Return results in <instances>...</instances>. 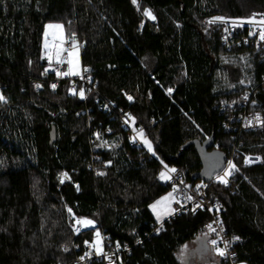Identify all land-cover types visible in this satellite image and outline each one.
Wrapping results in <instances>:
<instances>
[{
    "label": "trees",
    "instance_id": "trees-1",
    "mask_svg": "<svg viewBox=\"0 0 264 264\" xmlns=\"http://www.w3.org/2000/svg\"><path fill=\"white\" fill-rule=\"evenodd\" d=\"M256 10H264V0H0V264L72 261L94 233L73 235L67 210L94 221L123 264H179L175 253L206 232L209 215L179 214L148 236L157 223L148 208L170 192L159 180L162 165L179 169L190 186L201 182L196 146L205 142L225 162L234 146L238 151L232 184L209 183L205 191L220 203L228 234L239 238L233 264H264V129L235 140L221 127L227 112L215 108L243 92V83L257 84L264 62L251 47L224 50L219 30L205 23L214 14L241 18ZM48 23L78 42L97 99L115 102L134 127L143 125L154 156L98 107L95 93L72 97L71 79L47 69L41 48ZM257 101L264 115V92ZM246 154L260 162L244 166ZM206 261L229 264L212 255Z\"/></svg>",
    "mask_w": 264,
    "mask_h": 264
},
{
    "label": "built area",
    "instance_id": "built-area-1",
    "mask_svg": "<svg viewBox=\"0 0 264 264\" xmlns=\"http://www.w3.org/2000/svg\"><path fill=\"white\" fill-rule=\"evenodd\" d=\"M210 21L212 22L209 23ZM261 21H264V10L251 11L247 16L241 18H231L220 14H214L208 17L205 23L207 26L215 27L219 30L220 45L224 50L232 51L241 47H251L253 48V51L258 53L261 61L264 62V39H261V31L264 30V23ZM64 45L67 51L72 50V41L68 40ZM56 70L57 69H55V71ZM56 81L57 80H51L49 83L50 87H52L53 84L56 85ZM37 84L41 86L38 81L32 82V87L35 91H39L40 89V87H36ZM242 85L245 87L243 92L237 95L221 98L215 102V108L219 113L227 112L226 121L222 123L221 127L225 132H231L235 140L241 133L262 131L264 129V115H262L257 109V95L260 92H264V73L257 84L250 85L248 83H243ZM68 90L72 97H77L82 100H85L90 92L95 93V100L96 103H98V107L108 114H114L120 121L122 127L129 131L131 142L141 147L137 135L143 130V127L141 125L134 127L133 121L132 119H129L130 116L128 113L115 102L97 99L98 93L96 92L95 85L92 83L87 71H83L82 76L79 78L71 79ZM73 90L75 91V94H73ZM81 91L83 92V98H81L80 95ZM171 92H169V90L167 91L168 94H171ZM129 98H131V96H126V100L131 103L132 98ZM257 117H259V119H257ZM95 135L96 131H93L91 136ZM108 148L109 145L105 144V149ZM236 153H238V151L236 146H234L230 157L225 162L224 168L218 174L213 176L210 183H218L224 187H229L232 184L233 178L236 174V167L230 169L229 161L235 166L234 156ZM92 169L97 176L99 171L95 168ZM172 169H175L176 171L166 172L169 177L167 184L170 188V193L173 194L169 201L170 214H168L162 221L157 222L151 232L148 233V236L157 234L165 221L170 220L179 214L187 212L196 214L203 211L209 215V220L203 224V228L211 239L216 240L217 242L215 246L211 243V246L213 248L224 250L225 255H218L219 260L233 264L235 256L233 246L237 239L228 234L222 224V207L220 203L217 201L211 202L207 199L205 191L209 183L201 181L190 186L183 181L179 169ZM226 171L231 172V174L226 177L227 184L220 182V178L225 176ZM189 197H191V199H188ZM209 225H211L213 231L209 230ZM101 241V250L98 253L94 252V246L92 243H86L83 245V251L75 255L72 261L61 264H88L92 260L100 261L103 264H123L120 260L121 250L118 247H110V244L104 238H102ZM72 248L75 250L77 249L75 246ZM125 252L129 253V249L126 248Z\"/></svg>",
    "mask_w": 264,
    "mask_h": 264
},
{
    "label": "rangeland",
    "instance_id": "rangeland-1",
    "mask_svg": "<svg viewBox=\"0 0 264 264\" xmlns=\"http://www.w3.org/2000/svg\"><path fill=\"white\" fill-rule=\"evenodd\" d=\"M145 10H148V9H144L142 11L144 19L145 20H148V21H150L152 23H155V18H149L148 16H145L144 15V11ZM148 11H150V10H148ZM152 17H154L153 14H152ZM49 25H54V26L55 25H60L61 28H55V27L49 28L48 27ZM46 33H47V35H46ZM62 41H63V43H62ZM66 42H68V39L65 36V32H64V29H63V27H62L61 24H59V23H48V24H46V26L44 28V33H43V39H42V48H41L42 57L48 63L47 69L50 70V71H54L55 72V75L58 78L76 79V78H79L80 76H82V74H83V69L81 68V64H80V49H79L78 42L75 41V43L77 45V48L75 49V52H76L75 62H76V69L79 72L78 75H75V76H63V77L58 76L57 75V70H59L60 72L67 71L68 70V64L66 62L65 63H62V64H57L55 62V59H53L52 62H51V65H50L49 60L47 58L49 51L55 52V50H56V48L58 46H62L65 49V45L64 44ZM72 43H73V41H72ZM46 44H47V48L45 47ZM70 51H73V49L70 50ZM62 56L66 60L68 58V51L67 50L64 51L62 53ZM244 67L246 68L247 66H244ZM55 69H57V70L55 71ZM245 75L247 76V73L244 74V76ZM240 83H242V82H240ZM141 126L143 127V130H142V132H143L144 131V126L143 125H141ZM137 137L139 139V142H140L141 147L149 155L154 156V154H153L154 153V150H153V144H152V142L149 139H147L144 135H143V137H141L140 133L137 135ZM144 139H147L151 143V145H152V151H149L148 147L143 142ZM244 157L242 159V164L244 166H251V165H254V164L260 162V156L259 155H256V154H246ZM246 160L248 161V163H246ZM167 168H171V167H168L167 166ZM162 171L167 172V169L165 168V165H162L161 172ZM61 179H62V174L59 176V181L60 182H61ZM65 180L66 179H64V181ZM159 180L162 183H167V181H168V179L167 180L160 179V174H159ZM170 194H171V197H170V199H171L172 196H173V194L169 192V193L163 195L162 197H160L159 199H157L156 201H154L149 206V208H148L151 211V213L153 214V216L157 219V215H156V213L153 212L151 206L153 204H156L157 201H163V203H161L157 207V211L160 213V220L159 221H162L168 215V212L170 210L169 209V201H170V199L169 200H163V198L169 197ZM161 209H164V211L161 210ZM67 216H68L67 217L68 218L67 219L68 220V224H69V227H70L73 235L76 236L80 232L86 231V230L93 231L94 238H93V240L91 242H87V243H92L93 246H94L93 247L94 248V252L95 253H98L101 250V245H102V241L101 240H102V238L105 239V237L103 236L102 232H100L99 230H97L96 223L94 221L90 220V221H92L94 223V226L93 227H85L84 224L77 223V221H89V220L88 219H78L72 213L71 210H67ZM159 221L157 220V222H159ZM97 233H99V236H97ZM211 241H212L211 237L207 234V232H204L203 234H201L200 237H198V238H196V239H194V240H192V241L184 244L183 246H181L177 250V252L175 253L176 260L178 261L179 264H185L186 261H189V264H207V261H206L207 257L209 255H212L213 261H215L216 263H218L220 261L219 260V256H218V254L216 252V248H213L211 246ZM84 244H86V242H84ZM205 246H206V249H209L210 253L205 254L206 251H207V250H205ZM72 247H73V245H72ZM200 254L202 255V258L200 256ZM197 256H200V257H197Z\"/></svg>",
    "mask_w": 264,
    "mask_h": 264
},
{
    "label": "snow or ice",
    "instance_id": "snow-or-ice-1",
    "mask_svg": "<svg viewBox=\"0 0 264 264\" xmlns=\"http://www.w3.org/2000/svg\"><path fill=\"white\" fill-rule=\"evenodd\" d=\"M133 3L135 4L136 3V0H133ZM144 15L145 16H148L149 18H154V17H152L151 12L148 11V10H145L144 11ZM216 19H221V18H216ZM211 22L212 21H210L209 23H211ZM250 22H252V21H250ZM261 22L264 23V21H261ZM48 27L49 28H53V27H55V28H61L60 25H55V26L54 25H49ZM46 35H47V33H46ZM250 35H251V33H250ZM261 39H264V30L261 31ZM62 43H63V41H62ZM45 47L47 48V44L45 45ZM76 48H77V45H76L75 41L73 40V43H72V49H73V51H68V58L66 60L62 56V53L64 51H66V49H64L62 46H58L56 48L55 52L49 51L47 58L49 60L50 65H51V62H52L53 59H55V62L57 64H62V63H65V62L68 64V70L67 71L60 72L59 70H57V75L58 76H60V77H63V76H75V75H78L79 74V72L76 69V62H75V55H76L75 49ZM46 71H48V70L46 69ZM83 71H88V69H84ZM36 87L39 88L41 86L39 84H37ZM52 88L55 89L56 88V85L53 84L52 85ZM169 92H171V89H169ZM73 94H75V91L74 90H73ZM80 95H81V98H83V92L82 91H81ZM0 99H3V98L0 97ZM129 99H131V98H129ZM129 119H131V117H129ZM257 119H259V117H257ZM126 123H127V121H126ZM140 135H141V137H143L142 130L140 132ZM143 142L148 147L149 151H152V145H151V143L147 139H144ZM153 154H155V153H153ZM246 163H248L247 160H246ZM165 168L167 169V172H175L176 171L175 169L167 168V165H165ZM229 168L230 169H234L235 168V166L230 161H229ZM230 174H231L230 171H226L225 172V176L220 178V182L227 184L226 177L228 175H230ZM98 175H103V173H98ZM67 178L68 177H67V174L66 173L65 174H62L61 183H63L64 182V179H67ZM160 179L167 180V179H169V177L166 174V172L162 171L160 173ZM170 197H171V194H170L169 197L163 198V200H169ZM188 199H191V197H189ZM161 203H163V201H157L156 204H153L151 206L153 212L156 213V215H157V220L158 221L160 220V213L157 211V207ZM168 214H170V210H169ZM77 223H82L85 226H87V225H91L92 224V221H90V220L89 221H77ZM208 227H209V230L210 231H213L211 225H209ZM97 236H99V233H97ZM235 239H239V238L237 237ZM211 243L213 244V246H215L217 242H216V240H212ZM216 252L220 256H224L225 255V252H224L223 249L216 248ZM81 259H83V258H81Z\"/></svg>",
    "mask_w": 264,
    "mask_h": 264
},
{
    "label": "water",
    "instance_id": "water-1",
    "mask_svg": "<svg viewBox=\"0 0 264 264\" xmlns=\"http://www.w3.org/2000/svg\"><path fill=\"white\" fill-rule=\"evenodd\" d=\"M211 143H203L196 146V151L201 164V170L198 179L204 183H210L213 176L218 174L225 165V160L216 152H207V148ZM205 251V250H204Z\"/></svg>",
    "mask_w": 264,
    "mask_h": 264
},
{
    "label": "bare ground",
    "instance_id": "bare-ground-1",
    "mask_svg": "<svg viewBox=\"0 0 264 264\" xmlns=\"http://www.w3.org/2000/svg\"><path fill=\"white\" fill-rule=\"evenodd\" d=\"M93 226H94V223L92 222L91 225H87V226H85V227H93Z\"/></svg>",
    "mask_w": 264,
    "mask_h": 264
},
{
    "label": "crops",
    "instance_id": "crops-1",
    "mask_svg": "<svg viewBox=\"0 0 264 264\" xmlns=\"http://www.w3.org/2000/svg\"><path fill=\"white\" fill-rule=\"evenodd\" d=\"M161 210H163L164 211V209H161ZM150 211V210H149ZM150 213H151V211H150ZM152 214V213H151ZM152 216H153V214H152ZM153 218L155 219V221H157V219L153 216ZM208 234V233H207Z\"/></svg>",
    "mask_w": 264,
    "mask_h": 264
}]
</instances>
